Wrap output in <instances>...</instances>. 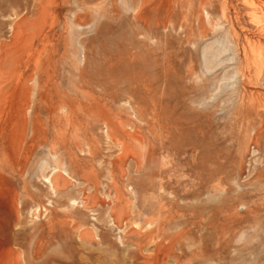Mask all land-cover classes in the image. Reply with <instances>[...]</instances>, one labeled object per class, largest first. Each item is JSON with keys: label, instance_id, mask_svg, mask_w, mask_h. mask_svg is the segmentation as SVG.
Here are the masks:
<instances>
[{"label": "rangeland", "instance_id": "obj_1", "mask_svg": "<svg viewBox=\"0 0 264 264\" xmlns=\"http://www.w3.org/2000/svg\"><path fill=\"white\" fill-rule=\"evenodd\" d=\"M0 71V264H264V0H0Z\"/></svg>", "mask_w": 264, "mask_h": 264}, {"label": "bare ground", "instance_id": "obj_2", "mask_svg": "<svg viewBox=\"0 0 264 264\" xmlns=\"http://www.w3.org/2000/svg\"><path fill=\"white\" fill-rule=\"evenodd\" d=\"M251 1V0H250ZM253 1V0H252ZM252 3V2H251ZM39 13H40V11H38V9H37V11L34 13V15L32 16V18H31V20H29V19H27L26 17H24L23 18V22H33L31 25H33V24H35V22L37 21V19H38V16H39ZM76 13V12H75ZM81 17L80 16H78V15H76V19L75 20H79ZM77 29H83L84 27H86V26H83V25H80V24H77ZM23 30V29H22ZM22 36H24V35H22ZM30 37V36H29ZM29 37H27V38H29ZM28 41H29V39H28ZM6 47V46H5ZM4 48V47H3ZM1 49H2V47H1ZM3 50V49H2ZM41 71V70H40ZM1 72V71H0ZM2 73V72H1ZM3 75H4V73H3ZM44 89V88H43ZM43 96V95H42ZM44 96H46L45 94H44ZM44 98V97H43ZM47 98V97H46ZM45 99V98H44ZM44 101V100H43ZM48 102V101H47ZM25 106V105H24ZM46 109H48L49 110V108H46ZM30 151V150H29ZM27 158V157H26ZM48 182H51V181H49V179H48Z\"/></svg>", "mask_w": 264, "mask_h": 264}]
</instances>
